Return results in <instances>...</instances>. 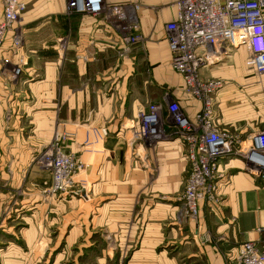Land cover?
<instances>
[{
	"label": "crops",
	"instance_id": "crops-1",
	"mask_svg": "<svg viewBox=\"0 0 264 264\" xmlns=\"http://www.w3.org/2000/svg\"><path fill=\"white\" fill-rule=\"evenodd\" d=\"M106 1L128 2L140 24L141 40L125 56L120 30L104 16L70 12L68 0L31 7L27 0L0 49V210L12 204L3 183L16 189L26 180L48 182L47 172L23 179L20 170L57 132L71 137L67 146L85 169L76 178L85 196L60 199L50 215L37 194L13 202L0 225V264H118L122 258L109 252L112 237L128 250L126 264H225L246 242L264 250V178L250 172L245 158L221 163L220 203L201 202L199 221L185 222L177 201L189 168L185 144L165 133L137 136L138 114L150 104H162L165 114L175 100L191 120L203 111L171 65L166 25L178 17V0ZM14 53L28 65L8 81L2 67ZM248 57L241 46L201 71L222 82L214 124L245 142L264 128V73L249 68ZM16 211L27 217L22 230L9 225L19 221L9 220ZM206 232L212 241L203 244ZM174 245L176 254L168 248Z\"/></svg>",
	"mask_w": 264,
	"mask_h": 264
},
{
	"label": "built area",
	"instance_id": "built-area-1",
	"mask_svg": "<svg viewBox=\"0 0 264 264\" xmlns=\"http://www.w3.org/2000/svg\"><path fill=\"white\" fill-rule=\"evenodd\" d=\"M2 4L0 46L17 29L28 9L27 0H2ZM176 4L178 17L166 25L171 65L183 76L187 90L202 100L203 111L191 120L175 100L168 104L165 114L162 104H150L148 110L138 114L137 136L146 140L161 134L163 128L176 131V137L187 148L189 162L184 207L192 216H198L200 203L212 202L217 192L224 160L241 156L247 160L250 172L264 178V128L255 131L246 142L217 128L213 122V103L222 82L201 74L204 67L241 46L249 50L248 67L264 73V0H178ZM130 7L128 2L68 0L70 12L104 16L122 32L118 43L121 56L130 53L141 40L140 24L130 17ZM133 8L138 9V5ZM15 43L18 46L22 43V36L17 32ZM19 70H14L15 77ZM60 151L54 164V192L67 190L74 179L71 174L74 160ZM229 264H264V250L253 242H246Z\"/></svg>",
	"mask_w": 264,
	"mask_h": 264
},
{
	"label": "rangeland",
	"instance_id": "rangeland-1",
	"mask_svg": "<svg viewBox=\"0 0 264 264\" xmlns=\"http://www.w3.org/2000/svg\"><path fill=\"white\" fill-rule=\"evenodd\" d=\"M34 2H32L30 4V7L33 3H37L36 1H41V0H33ZM44 1V0H43ZM43 1H41L40 3H42ZM39 22V21H38ZM22 42H23V37H22ZM22 44V43H21ZM139 44V43H138ZM137 46V44H136ZM135 46V47H136ZM2 45L0 46L1 49ZM16 56V53H14ZM4 65L2 67V74H4L5 78L9 81L14 80L16 77L14 75V70H16L17 68H19L21 70V68L24 66L28 65V61H26V58H20V56L17 54L15 60H12L10 58V60H4ZM30 62V61H29ZM15 67V68H14ZM19 70V71H20ZM21 72V71H20ZM20 72H16L17 76L20 74ZM6 74V75H5ZM17 79V78H16ZM15 79V80H16ZM168 134L171 137H176V131L172 130L171 128H163L162 129V134ZM71 137L68 135H64V134H60L59 132L56 133V135L54 136L53 140L47 145L45 146L39 153L35 154L33 157V160L30 164L29 167L27 168H22L20 170V175L26 179L29 178L31 173L34 172H47V174L49 175V180L48 182H44L43 185L37 184L34 185L32 183L27 182V180L25 181L24 184H22L19 188L16 189H11L12 187L10 185H7L5 183H3L4 185L2 186V190H6L9 194V197L13 202L20 200L24 197L28 198L29 193L31 194H37V196H39L41 198V203L43 205L46 206V213L47 215L51 214L52 209L56 206V202H58L60 199L62 198H78V197H84V193L82 190V185L80 183H78L76 181L77 176L84 171V164L81 161L80 157L78 156V154H76L75 152H72L68 146H67V142L68 140H70ZM59 149L61 150L60 152L70 156L74 161H73V165L75 166H71V174L74 175V179H73V184L67 189V190H60V191H53V186H54V164L58 162V152ZM52 161V164H50V162ZM31 188V189H30ZM32 191V192H29ZM185 193V188L184 190L181 192V194L178 196V206L180 208V215L182 220H184L185 222H198L200 219V212L198 216H192L191 214H189L187 212V210L184 207V200H183V195ZM220 203V199L218 196V189L217 192L214 194L213 198H212V203L211 204H219ZM12 204H10V206H8L5 211H1L0 210V225L4 224V220L3 218L5 216L9 215V211H12ZM200 207V205H199ZM23 211L25 212L24 214H26L27 212V208H24ZM19 212L16 211V215L15 217L12 215L10 216L9 220H16L17 218H19V221L15 222V223H11L9 224L11 227L13 226V228H19V229H23L24 227H26V223H27V217H23V213L18 214ZM14 214V213H13ZM18 214V215H17ZM21 229V230H22ZM20 230V231H21ZM42 237L44 236V234H40ZM98 235H101V233ZM107 235V234H106ZM8 236V235H7ZM100 238H102L101 236H99ZM3 239L7 240V243L5 244H9L10 242H8L9 237L4 236ZM109 241L111 242V247H110V251L112 254V258L113 260H115L117 258V256H120L122 258V262L118 263V264H126L127 262V258H128V250H122L119 246V244H117V242L114 240V238L112 237V240L109 239ZM201 241L203 244H208L211 243L212 241V235L209 232L204 233L203 235H201ZM86 243V242H85ZM38 244H43V245H47L49 246V244H45L43 241L42 243L39 241ZM84 244V242L82 243ZM241 247V245H240ZM239 247V249H240ZM165 248V247H164ZM169 249L173 250V253L176 254V245L174 246H169ZM238 249V251H239ZM107 250H109V248H107ZM75 251V250H74ZM231 255V254H230ZM230 255H228L226 257V262L225 264H229L230 260L233 259L235 257V255L233 257H231ZM64 262H69L67 261V259L64 260Z\"/></svg>",
	"mask_w": 264,
	"mask_h": 264
}]
</instances>
